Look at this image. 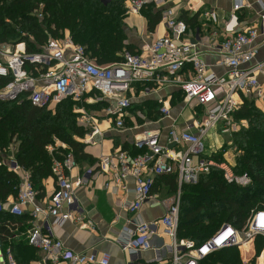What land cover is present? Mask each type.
Returning a JSON list of instances; mask_svg holds the SVG:
<instances>
[{
  "label": "built area",
  "instance_id": "built-area-1",
  "mask_svg": "<svg viewBox=\"0 0 264 264\" xmlns=\"http://www.w3.org/2000/svg\"><path fill=\"white\" fill-rule=\"evenodd\" d=\"M167 1L125 0L126 13H141L149 4L159 6ZM231 1L230 16L223 19L222 25L217 23L211 28L208 35L210 51L219 57L214 65L226 69L222 74L210 68L212 65L204 60L202 51H197L196 43L187 41V22L174 17L171 11L162 16L166 34L143 44L139 52L125 51L121 62L107 65L99 64L87 47L76 42L68 31L59 37L50 36L36 51H29L24 39L9 43L0 39V78L7 79L0 89V101L26 99L35 106L47 107L72 99L74 110L79 113V124L86 129L82 139L85 143H94L96 137L103 134L99 122L105 119L111 124L110 129H127L126 117L134 100L147 98L161 89L177 88L185 107L191 105L199 109L180 125L179 117L172 115L173 93L168 92L158 98L159 112L172 121L165 141L161 129H145L134 135L132 143L138 150L136 154L119 146L98 157L95 166L108 176L104 188L118 198L120 193L134 195L132 201L121 199L122 207L136 215V219H130L133 227L125 228L123 249L129 255L128 264H134L141 251L151 248L153 224L141 217L140 210L149 199L159 198L153 193L159 175L173 176L176 181V192L160 200L165 212L159 221L171 239L170 264H199L214 252L240 247L257 235L264 236V207L253 210L242 229L225 222L200 244L178 236L184 185L197 184L201 176L214 167L223 170L230 183L247 186L252 182L250 175L237 173L234 164L217 157L222 147L212 145L209 154L206 153L205 139L210 132L219 124L223 134L231 132L236 121L234 112L244 102L254 100L264 106V59H257L264 44V11L259 13L254 25L243 24L241 17L247 8L251 9L250 1ZM36 15L43 17L41 10H37ZM206 15L218 19L214 13ZM89 104L103 106L92 110ZM57 145L67 148V144L60 141ZM48 148L53 151L54 146ZM67 150L61 154L62 158L53 160L55 188L45 204L39 202L30 173L12 155L7 163L0 162L14 172H24L18 195L10 204L0 199V212L23 216L31 206L32 219L43 215L60 224L82 223L86 211L79 203L78 189L87 179L84 175L75 178L70 175L78 159L71 149ZM54 222L32 225L28 230L29 245L42 252L38 264H110L111 255L107 252L99 256L66 247L51 229ZM0 264H22L9 247L5 248L1 233Z\"/></svg>",
  "mask_w": 264,
  "mask_h": 264
},
{
  "label": "trees",
  "instance_id": "trees-1",
  "mask_svg": "<svg viewBox=\"0 0 264 264\" xmlns=\"http://www.w3.org/2000/svg\"><path fill=\"white\" fill-rule=\"evenodd\" d=\"M37 10L42 11V18L36 15ZM126 16L125 0H0V39L8 42L16 36L17 40H26L29 51H36L50 36L59 37L68 31L76 42L87 47L99 64L118 63L123 60L125 51L135 52L127 42ZM160 20L159 16L149 19V29L154 30ZM6 82L7 79L0 78V89ZM179 98L183 101L181 93L173 97L172 104ZM57 105L53 112L26 99L0 101V162L12 152L19 165L30 173L38 198L45 195L44 180L53 174L54 158H62L67 148L77 159L86 155L82 141L86 129L79 124L75 102L68 98ZM255 105L254 100H247L234 112L235 120L246 119L249 125L233 134L234 146L240 151L234 170L239 174L247 173L252 182L247 186L230 183L223 170L214 167L210 173L202 175L197 184L184 185L180 237L200 244L225 222L242 229L254 207H264V112ZM89 106L100 108L103 105ZM58 141L67 144V148L58 146ZM49 145L54 146L53 151L49 150ZM222 154H217L220 160ZM21 179L6 164H0L2 201L10 195H18ZM172 179L176 183L175 178ZM3 232L0 229L1 236ZM254 252L252 259L242 261L240 253L246 256ZM263 252L264 237L257 235L240 247L214 252L199 264H214L218 260L225 264H264Z\"/></svg>",
  "mask_w": 264,
  "mask_h": 264
},
{
  "label": "crops",
  "instance_id": "crops-1",
  "mask_svg": "<svg viewBox=\"0 0 264 264\" xmlns=\"http://www.w3.org/2000/svg\"><path fill=\"white\" fill-rule=\"evenodd\" d=\"M251 9H246L242 14L241 22L254 25L260 12L264 11V0H249ZM233 2L231 0H168L163 5L149 4L144 7L141 13H127L125 18L128 43L133 46L135 52H139L142 45L150 43L158 37L166 34L167 27L162 19L163 13L171 11L174 17L183 19L187 22L189 29L185 38L187 41L196 43L197 51H202L204 60L212 65L210 68L216 73H224V66L214 65L218 60V55L210 51L211 39L208 36L209 30L213 27L222 25L223 19H227L232 13ZM207 12L214 13L218 19L206 15ZM159 16L161 19L156 24L154 30L149 29V19ZM261 40V39H259ZM257 59H264V44L260 48ZM168 90V91H167ZM159 90L147 98H136L134 105L130 108L126 117L127 129H110L108 120L100 121V127L103 134L96 137L94 143H85V156L78 159V165L72 170L71 176H85L87 182L78 189L79 203L86 211L85 219L82 223L66 221L63 224L54 222V218H44L40 215L37 219H32L30 214L31 206L28 207L23 216H16L9 211L0 212V229L5 248H10L16 260L22 264H38L42 258V252L39 249L29 245L28 230L32 225H44L45 223L55 225L51 227L54 234L65 243L66 247L76 252L96 253L102 255L107 252L111 255L110 264H128L129 255L123 249L126 239L125 228L133 227L130 219H136L124 207H122V198L132 201L134 195L132 192L120 193L119 196L112 195L104 188L108 176L101 173L96 165L98 157L102 153H109L116 147H123L132 154L138 152L133 146V138L136 133L145 129H161L163 140L167 139L168 126L171 124L169 117H164L158 111V98L165 97L168 92L173 93L174 97H179L177 88ZM161 105V104H160ZM99 109V108H98ZM186 114V109L179 108L175 110L172 106L173 117H179V124L183 125L190 118ZM184 117V118H181ZM224 139L219 137L213 144L220 148L224 144ZM218 151V150H217ZM220 152V151H219ZM227 154H224L226 157ZM223 157V154L222 156ZM9 160V155L4 156V163ZM234 162V161H230ZM90 171V173H88ZM22 177L23 171L16 172ZM170 175H159L153 187V193L158 195L149 199L140 210L141 217L152 222L154 235L151 241V248L140 252L138 261L134 264H170L171 239L159 219L165 212L161 199L172 196L176 192V183ZM134 182L130 181L132 187ZM46 188L45 195L39 198L41 204H45L50 194L55 188L53 176L44 180ZM14 196L10 195L6 203L10 204ZM3 225V226H2ZM3 227H5L3 229ZM179 236V235H178ZM180 237V236H179ZM183 238V237H180ZM189 239V238H183ZM62 264H65L64 262Z\"/></svg>",
  "mask_w": 264,
  "mask_h": 264
},
{
  "label": "rangeland",
  "instance_id": "rangeland-1",
  "mask_svg": "<svg viewBox=\"0 0 264 264\" xmlns=\"http://www.w3.org/2000/svg\"><path fill=\"white\" fill-rule=\"evenodd\" d=\"M17 39L18 38H16V36H15V37L11 38V41H8V43L9 42L17 41ZM179 100H180V98L178 100H176L175 102H173L172 105L174 106L175 110H177L179 108H182L184 110L186 109V114L185 115H188L189 118L194 115L195 111L196 112L199 111V109H193V107H191V105H187L185 107L184 104H183V101H179ZM57 106H58L57 104H51V105L47 106L46 108L48 110H51V111L55 112L56 109H57ZM255 106L264 112V106L263 105H260V104L257 105L256 104ZM91 109L92 110H96V109H98V107H96V108L93 107ZM200 114H202V113H200ZM181 118H184V117H181ZM78 121H79V117H78ZM248 125H249V121L246 120V119L236 120L233 123V127H231V132H228V133L223 134L221 132L222 125L219 124L218 127H217V129L214 130V131H211L210 134L208 135V137L205 139V143H206V153L209 154V150H210L209 148L213 144H215V142H217V139L219 137H221L222 139H224L225 142H224L223 146H220V147H222L221 150H220V153L221 154L222 153H224V154L226 153L227 154V156H226L227 158L223 157V159H225V160L227 159V161L228 160L229 161L232 160L234 162H231V163L235 165V162H236L235 161V158L239 154L240 151H238V149L234 146L233 134L236 133V132H238L242 127H244V126L247 127ZM259 208H260V206H256V207H254L253 210L259 209ZM262 237H264V236H262ZM253 244H254V242L251 243V247L252 248H253ZM254 256H255V252L253 254H246V256L241 255V253H240V257H241V259H242L243 262L249 261ZM218 263H223V262L221 260H218V261L214 262V264H218Z\"/></svg>",
  "mask_w": 264,
  "mask_h": 264
},
{
  "label": "water",
  "instance_id": "water-1",
  "mask_svg": "<svg viewBox=\"0 0 264 264\" xmlns=\"http://www.w3.org/2000/svg\"><path fill=\"white\" fill-rule=\"evenodd\" d=\"M12 155V152H9V156H11Z\"/></svg>",
  "mask_w": 264,
  "mask_h": 264
},
{
  "label": "bare ground",
  "instance_id": "bare-ground-1",
  "mask_svg": "<svg viewBox=\"0 0 264 264\" xmlns=\"http://www.w3.org/2000/svg\"><path fill=\"white\" fill-rule=\"evenodd\" d=\"M246 242H248V241H246ZM246 242H245V243H246ZM243 244H244V243H243Z\"/></svg>",
  "mask_w": 264,
  "mask_h": 264
}]
</instances>
